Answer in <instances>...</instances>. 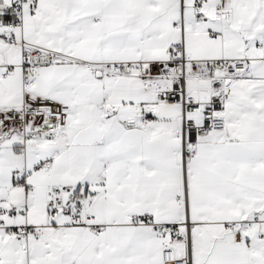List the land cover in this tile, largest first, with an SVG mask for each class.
Masks as SVG:
<instances>
[{"label":"snow or ice","instance_id":"snow-or-ice-1","mask_svg":"<svg viewBox=\"0 0 264 264\" xmlns=\"http://www.w3.org/2000/svg\"><path fill=\"white\" fill-rule=\"evenodd\" d=\"M0 264H264V0H0Z\"/></svg>","mask_w":264,"mask_h":264}]
</instances>
